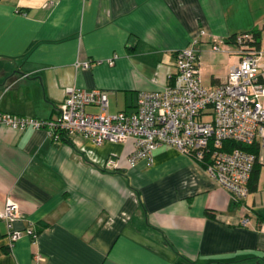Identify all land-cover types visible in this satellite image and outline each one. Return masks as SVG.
Masks as SVG:
<instances>
[{"label": "crops", "instance_id": "1", "mask_svg": "<svg viewBox=\"0 0 264 264\" xmlns=\"http://www.w3.org/2000/svg\"><path fill=\"white\" fill-rule=\"evenodd\" d=\"M254 30L264 83V0H0V112L55 119L72 88L103 92L111 115L131 113L139 93L170 84L175 53L198 37L203 86L214 89L240 61L231 38ZM133 149L0 126V210L15 201L13 229L36 234L11 247L0 220V264H264V149L242 201L174 147L130 167Z\"/></svg>", "mask_w": 264, "mask_h": 264}, {"label": "built area", "instance_id": "2", "mask_svg": "<svg viewBox=\"0 0 264 264\" xmlns=\"http://www.w3.org/2000/svg\"><path fill=\"white\" fill-rule=\"evenodd\" d=\"M200 36H207V32L202 30ZM253 41L251 33L234 38L240 61L229 68L226 81L214 89L203 86L198 37L190 47L175 53L170 84L161 91L139 93L131 113L111 115L103 92L69 88L55 119L39 120L0 112V126L14 131L44 129L55 142L69 141L75 136L96 146L132 140L134 149L127 160L130 167L138 161L151 164L153 152L160 146L174 147L204 164L207 173L235 201H242L251 194L250 180L257 158L253 153L225 147L259 143L264 149L263 54L252 47ZM213 42L214 52L226 46L217 38ZM82 67L88 68V64ZM88 107H95L98 112L88 113ZM18 214V206L11 199L0 210L11 247L23 234L36 238L31 229L24 232L13 229ZM248 223L244 218L243 226Z\"/></svg>", "mask_w": 264, "mask_h": 264}, {"label": "trees", "instance_id": "3", "mask_svg": "<svg viewBox=\"0 0 264 264\" xmlns=\"http://www.w3.org/2000/svg\"><path fill=\"white\" fill-rule=\"evenodd\" d=\"M253 37L254 41L251 43L252 47H254L256 50L261 51V45H262V33L259 30H254L250 32ZM236 36L232 37L231 39L233 40ZM259 143L254 144L253 146H247V145H242V144H226L225 149H241L249 153H253L256 155V164L254 166L252 175H251V180H250V190L255 191L257 189L258 181H259V176H260V169L258 167V154H259ZM35 234V233H34ZM36 235V234H35Z\"/></svg>", "mask_w": 264, "mask_h": 264}, {"label": "rangeland", "instance_id": "4", "mask_svg": "<svg viewBox=\"0 0 264 264\" xmlns=\"http://www.w3.org/2000/svg\"><path fill=\"white\" fill-rule=\"evenodd\" d=\"M263 42H264V34H263Z\"/></svg>", "mask_w": 264, "mask_h": 264}]
</instances>
